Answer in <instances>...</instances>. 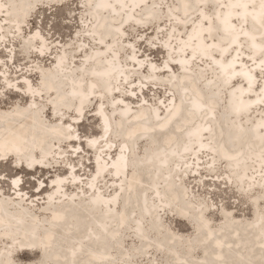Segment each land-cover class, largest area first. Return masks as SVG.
Returning a JSON list of instances; mask_svg holds the SVG:
<instances>
[{"label":"bare ground","instance_id":"6f19581e","mask_svg":"<svg viewBox=\"0 0 264 264\" xmlns=\"http://www.w3.org/2000/svg\"><path fill=\"white\" fill-rule=\"evenodd\" d=\"M174 1H177L174 8L184 14L183 18L170 6H166L161 11L159 5H162V0L152 2L151 0H88V6L81 2V8L88 14L83 21V28H86L88 37H85L83 42L91 39L102 45L97 47L94 44L96 47H90L88 50L80 44L76 47L82 58L78 65L82 70L77 77L79 78L85 73L82 72L84 69H87L89 76V81L83 85L84 88L80 83L84 79L75 80L71 74L63 75V77H67L68 81L71 80L73 85L69 84L65 95L58 94L64 80L57 74L61 70H70L64 66L66 63L64 52L58 53L52 60L54 71L49 74L48 78L41 77L45 75L43 71L36 72L40 75V86L34 87L27 78L26 74L30 70H26V73L17 78L21 80L19 81L20 89L27 102L31 101L35 105V102L42 98V88L44 87L51 90L50 97L55 96V99H59L65 96L62 103L56 101V105L54 104L55 106L52 107L54 112H60V106H65L67 109L72 108L76 112L72 120L80 118L79 122H82L83 112L89 106V96L99 93V97H96L97 107L93 112L101 130L97 136H86L84 141H81L71 126L67 127L68 153L72 156L75 155L76 159L83 156L84 149L81 144L84 143L88 152L94 154L93 171L85 179L79 175L81 170L76 171L75 165L69 163L68 160L64 162V160L63 162L67 165L64 174H55L49 178V186L45 187L48 191L45 193L42 188L44 181L41 182L39 179L34 196H28L21 188L20 178L7 179L6 175L0 173V182L7 180L9 191L13 192L11 197L5 196L7 199L1 194L0 205L8 200L9 202L11 200L21 202V205L15 206L10 211H7L6 207H0V223L2 221L15 223L12 220L15 215L20 218L18 219L20 228H12L9 225L5 227V224L0 228V235L6 237L4 240L7 245L6 254L15 253L16 249L25 252L35 250L39 252V254L35 253L37 257L41 254L40 261H43L46 254L49 253L50 261L55 264L57 260L56 263L59 264L62 259L61 257L54 259V254L62 256V251L65 252L64 247L67 246L66 252L70 254L69 260L73 262L72 264H85L86 260L91 261L90 264H100V260L110 255L111 248L119 243L116 236L119 229L121 227L126 230L132 229L130 221L135 223L133 229L136 232L132 234L136 241H142L143 247L150 245L145 240L150 237L144 234V230H148V227L154 232L153 236H159V241L156 243L158 246H165L175 251L180 240L173 239L171 242L170 239L167 241L166 232H163L165 226L161 215L168 210L173 213L172 216H176L182 221L187 220L192 227H196L191 240L193 242L189 244L190 250L199 244L206 253L209 254L211 250H214L215 258L219 257L217 263L216 259L212 258L205 264H264V248L262 247L264 233L261 240L257 241L255 236L251 235L254 233L253 229H246L240 225L241 227H231L232 233L223 229L220 233L223 234L222 236L218 233L215 236H210L215 231L209 227L206 220L202 218V225L199 221L200 225H195L192 223L195 219H186L183 216L187 210V199L183 195L181 200L180 188L170 179L172 174L175 179L179 176L178 174L187 172L200 174L197 171L198 168L195 167L201 165H204L203 170L206 173L213 174L216 169V160L219 158L223 160L221 163L226 165V168L228 167L224 171L226 176L222 178L216 176L214 179L215 175H213L210 182L233 187L234 183L231 180L233 176L237 180L236 188L242 189L240 194L250 193L253 187L256 188V191H261L260 194L263 193V188H257L253 184L260 185L264 182V150L259 151L264 149V0H193V3H190V0ZM35 3H37L36 0H0V16L8 23L10 33L17 34L21 31V25L26 23L27 18L34 12ZM30 5L32 8L29 7ZM207 8L211 9V13L207 11ZM141 13L145 15V18H140ZM162 13L167 19L161 22ZM106 14H109L108 19L115 22L113 25L107 21ZM88 20L89 24H87ZM1 22L0 20V36H3ZM168 24L169 28L163 35V31H165L163 26L166 27ZM140 26L143 27L140 28ZM131 27H137L144 33L152 30L149 37L143 38V34L137 35L135 42L139 43L143 40L141 43H146V47H149L150 51L153 50L152 48H155L156 51L160 50L164 55L160 63H156L149 55L139 56V51L136 50V45L132 42H128L125 46L127 52L125 64L121 61L118 48L119 40L123 39L125 28ZM109 29L111 30L109 31ZM160 34L163 35L164 40L157 42ZM109 35H112L111 40L106 41L105 38H108ZM38 37L40 41H38ZM153 37L156 39L152 40ZM35 38L37 41H33ZM23 39V42L19 41L21 49H26L33 41L31 46L37 49L38 58H42L50 50L47 43L34 31H31ZM28 40L29 42H27ZM4 42L5 40H0V46ZM8 42L11 43L10 40ZM6 57L9 62H13L11 52H8ZM9 62H2L1 67H6ZM128 65L133 66L134 70L126 71ZM174 67L184 78L183 82L187 83L189 76L194 77L195 80L194 84H190L189 89L181 86V89L178 90L179 101L175 99V94L169 85L163 83V77L168 72L174 73ZM21 70L23 71V69ZM5 73L6 71L0 70L2 75H0V80H4V88L6 86L16 87L14 80L9 81L7 77H4ZM140 73L145 74L143 76L145 81L137 82L138 78L132 80V76ZM259 75L261 76L260 80L257 79ZM197 81H199L198 86L196 85ZM95 82L100 84L101 87L98 88L101 90L94 89L96 88ZM172 82H177V80ZM123 84L129 85L128 88H125L126 95L119 90V85ZM146 84L151 85L148 87L150 92L156 88V91L160 90L164 95L163 99L157 100L156 105L148 104L142 96L143 86H147ZM14 91H17L16 88ZM138 92L141 94V99H137L140 97ZM183 95L190 97L187 104L189 108L186 110L188 115L183 113L186 104ZM206 95H210L208 102L204 101L207 99H205ZM108 98L111 104L110 112H116L112 115L119 119L116 124L113 122L111 126L108 116L103 110L104 99ZM133 99H136L137 104L134 108L131 107L132 103L128 102ZM221 101H223L222 115L216 117V111ZM137 107L136 111L130 112L131 109ZM168 109L170 111H167L165 117L161 119ZM15 112L21 115V111L16 110ZM61 115L62 113L57 114L56 120L60 121L63 116ZM21 117L23 116H18L20 119L15 122L9 111L0 113V119H4V123L0 125V152H2L0 159L8 158V156L9 158L16 157L14 161L18 160V162L14 163V166H20L23 164V161L20 160L26 158L24 167L26 166V170L33 171L36 160L41 164L49 155V148L47 149L46 145L48 142L45 140L46 133L49 131L42 132L44 127L40 122V114L33 111L23 118ZM109 119L111 121V117ZM223 120H225L224 127ZM137 121L138 123L132 130H125L126 125L132 126ZM151 121L152 124L149 123ZM218 122L220 127L216 124ZM212 124L214 125L213 130ZM52 130H54L52 131L54 134L60 132L58 128ZM115 130V133L119 132V137L122 138L118 146L112 139ZM59 138H56V142L63 143L61 142L63 139ZM139 138L148 143L141 153L144 163L140 165L135 162L136 159L132 158L133 165L131 166L127 156L131 157L132 150L129 152L130 147L128 148V146H130L129 143L134 146ZM183 138L184 142L181 141ZM178 141L181 143L179 142V144ZM240 144L242 146L238 148ZM79 150L82 152H78ZM10 152L12 154H9ZM55 153L61 157L63 152L59 153L56 150ZM203 158H205L204 162ZM59 160L57 159V163L60 162ZM195 161L197 163L193 164ZM247 162L251 163V166L247 165ZM130 166L131 170L128 171V175L127 170ZM35 167L39 169V165H35ZM184 167L185 169H183ZM125 174L129 181L125 187H122L121 183ZM107 176H110V181L115 183L114 187H108L111 189L109 194H107L108 189L104 190L107 185L102 184ZM144 177L146 183L148 182L147 184L151 187L149 190L152 191L151 194L154 198L152 202H147V196L144 195V190H141ZM199 177L201 176L194 175L192 178L196 180ZM67 183L72 189V194L84 189L82 192L89 195L87 199L84 198L83 201L80 199L71 201L70 198L62 199L58 194ZM140 191V198L135 199ZM43 194L45 197L42 200L48 204L46 208L53 210L54 208H48L53 204L56 205L53 207L58 210L51 214L50 218L53 220L39 223L35 214H28L25 209H37L39 203H36V200ZM58 197L60 198L58 199ZM123 197L125 201H133L132 205L135 209L126 208L128 204L124 203L123 209L119 211L117 208L120 207ZM60 203V207L57 206ZM170 203L172 209L169 208ZM147 204H150L151 209L147 207ZM201 208V211L205 213L206 208L203 205ZM3 209L4 213L1 212ZM152 210L155 211V215H152ZM136 211L141 212L145 217L146 228L142 225L141 219L134 216ZM128 220L130 221L128 222ZM260 220L261 218L257 217L254 227L264 224V219ZM69 222L70 224H68ZM113 223L116 224L118 231L112 227ZM224 224L227 225L226 220ZM234 224L239 223L233 222L231 226ZM185 225L191 231L190 225ZM64 226H66L65 233L62 231ZM93 226L97 231H93ZM204 226H207L208 229ZM98 232L101 236L97 235ZM21 235H23L21 240L24 241L26 238L29 243L23 242L24 244H22L18 239ZM239 243H248L249 248L246 255L240 254L241 259L237 255ZM158 252L162 254V250H158ZM148 253L149 250L144 255H148ZM4 257L0 255V264L12 263L10 260L4 263ZM203 258L204 256L200 257V259ZM180 259L182 258H177V260ZM126 260L129 261V259ZM44 262L45 264L51 263L47 260ZM174 264H182V262L175 261ZM183 264H189V261L185 260Z\"/></svg>","mask_w":264,"mask_h":264},{"label":"rangeland","instance_id":"374dc122","mask_svg":"<svg viewBox=\"0 0 264 264\" xmlns=\"http://www.w3.org/2000/svg\"><path fill=\"white\" fill-rule=\"evenodd\" d=\"M152 1H156V0H151ZM37 3H35V5L33 6V11L30 10L31 15L27 18L26 23L21 25V31L17 34H13L10 33L9 31V25H7L8 23L2 18V16H0V20L2 21V35L0 36V40L3 41L5 40V42L3 43V45L0 46V70L2 71H6V75L4 76L5 78L7 77V79L9 81L14 80V83L16 82V87H12V86H6L4 88V80H0V113L5 112V111H9V114L11 116V118L16 122L17 120H19L20 118H18V116H26L31 112H36L38 114H40L41 118H40V122L42 123V127L44 133L47 132V130L49 131L48 133H46V141L48 142L47 145V149L49 148V155L48 157L50 158H46L44 160L43 163H38V161L36 160L34 167H33V171H29L26 170V166L24 167L23 164L26 165V158L25 159H21L20 161H23V164H21L20 166H14V163L17 164L18 160L15 162L14 159L16 158H5V159H0V173H2V175H6L7 179L8 178H13V177H18L21 180V188L24 191V193H27L28 196H34V193L37 191V187H38V180L40 179L41 182L44 181L42 188L44 189L45 193L46 191H48L45 187L48 184L49 178L54 176L55 174H64V170L67 167V165H65L64 162H66V160L69 161V163H71L72 165H75L76 168L75 170H81L79 175L81 176L82 179H85L87 176H89L92 171H93V166L92 163L93 161V153L92 152H88V148L86 147V145L84 143L81 144V147L84 149V153L83 156H80L79 158L76 159L75 155H71L70 153H68L69 148H68V136L66 135V133L68 132L67 127L71 126V128L79 135L81 141H84V138L87 136H97L100 132V127L98 124V121L96 120V118L94 117V112L93 110L97 107L96 105V97H99V93H95L93 95L89 96V106L87 109L84 110L83 112V116L81 118L82 122H79V119L76 120H72V118L74 117V113H76L72 108L67 109L65 108V106H60L61 111L60 112H54V110L52 109L53 106L56 105V101L61 102L62 99L65 98V96L61 97V98H57L55 99L53 97H50L49 94L51 93V90H47L44 87L42 88V98H39L36 102L35 105H33L31 103V101L27 102L26 97L23 94V91L20 89V79H17L18 77H20L23 73H26V70H30L27 72V78L29 79V81L31 82V84L34 87H38L40 86V75L36 74V72L38 71H43V73L45 74L44 76H41L43 78L49 76V74H51V72L54 71V65H52V60L55 59L54 57H56V55L58 53L64 52V56L66 57V63L64 64V66H66V68L70 69V70H61L59 72V74H57V76L61 77L64 81L63 84L61 83V88L59 90V93L62 94H66V89L69 88V84L71 83V80H67V77H63V75H72V78L77 80V79H84L83 82L81 83V87H83V85H86V83L89 81L88 78L89 76L87 75V69H84L85 72L83 73L82 76H80L79 78L77 77V75L80 73V71L82 70L81 68H79L80 66H78L80 64L81 61V56L80 54L77 52L76 47L77 45H83L84 49H89L90 47H101L102 45L99 44V42L94 41L89 39L88 41H85V43L83 42L85 37H88V34L86 32V28H83V21H85L87 12H85L84 9L81 8V2H83L86 6H88V0H36ZM162 5H159L161 8V11L163 8H165L166 6H170L172 8V10L178 14H180V17L183 18L184 14H182L181 12H179L176 8H174L175 5H177V1L174 0H162ZM193 3V0H190V3ZM39 4V5H38ZM54 6V7H52ZM30 8H32V5L29 6ZM29 10V9H28ZM207 11H210L211 13V9L207 8ZM30 14V13H29ZM109 14H106L105 17H107ZM137 15V13H136ZM140 18H145V15H143V13L140 14ZM82 18V19H81ZM167 17H165V15L162 13V20H160L161 22L166 20ZM107 21L110 22V25H113L115 22L111 19H108L107 17ZM89 20L87 21V24H89ZM143 26H140V28ZM124 28V27H123ZM165 31H163V35H165L166 30L169 28V24L168 26L164 27ZM111 29H109L110 31ZM31 31H34L36 33L39 34V36L47 43V45L49 46L50 50H48V52L46 54H44V56H42V58H38V51L36 48H34V46L32 47L31 44L33 43V41H37V38H35L33 41H31V43L29 44V47H27L26 49H21L22 47H20L19 45V41L23 42V37H27ZM151 31H147V32H143L141 29L137 28V27H131V28H125L124 31V35H123V39L119 40V55L121 57V61L124 62L125 64V60H126V56H127V52L125 50V46L127 45L128 42H132L134 45H136V50L139 51V56L142 55H149L150 58H152L156 63H160L162 61L163 58V53L160 50H157L155 48H152L153 50L150 51L149 47H146L147 44L144 43L142 44L141 42L143 40H139L140 42H135V40L137 39V35H142L143 34V38L149 37ZM184 32V31H183ZM182 32V33H183ZM163 35L160 34L158 35V41L164 40ZM111 36L109 35L108 38H105L106 41L111 40ZM156 39V37H153V39ZM3 39V40H2ZM80 39V42H79ZM8 40L11 41V43L8 42ZM127 40V41H125ZM38 41H40L39 37H38ZM118 41V40H116ZM29 42V40L27 41ZM117 43V42H116ZM94 44H96L94 46ZM123 46V47H122ZM117 47V46H116ZM157 48V47H156ZM23 52H22V51ZM121 51V54H120ZM8 52H11V58L13 60V62H9V60H7L8 56ZM52 53V54H51ZM8 61V65L6 67H1L2 62ZM64 62V60H63ZM128 63V62H126ZM34 66V69L31 67ZM53 66V67H52ZM23 69V71L21 70ZM80 69V70H79ZM174 73L172 72H168L167 75H165L163 77V83L166 85H169V87L173 90L174 94H175V99H177L179 101V89H181V86H185L189 89L190 84H194L195 80L194 77L189 76V78L187 79V83L183 82V77L181 76L180 72H178V70L174 67ZM196 69V68H195ZM133 71L134 67L133 66H126V71ZM81 72V73H82ZM56 74V73H55ZM1 75V74H0ZM2 76V75H1ZM145 74L140 73L137 74L135 76H132L133 79H137L138 81H143ZM168 76V77H167ZM77 77V78H76ZM17 79V81H16ZM179 79V80H178ZM257 79H261V76L259 75ZM173 80H177V82H172ZM193 80V81H192ZM145 81V80H144ZM98 82H95V87L94 89L101 90L100 84H97ZM73 85V82L71 83ZM147 85V84H146ZM196 85H199V81H197ZM151 85H147V86H143V97L147 100L148 104L151 105H156L157 100L158 99H163V93L160 90L156 91V88H153V91H149L150 88H148ZM173 86V87H172ZM128 88L129 85H119V90L122 91L125 94V88ZM14 88H16L17 91H14ZM84 88V87H83ZM145 88V89H144ZM50 91V92H49ZM115 91H118L117 89H115ZM182 92V91H181ZM45 93V94H44ZM113 93V92H112ZM112 93L110 95V97L112 96ZM139 93V92H138ZM137 93V94H138ZM184 94V93H183ZM126 95V94H125ZM140 97H138L137 99H141V94H138ZM92 96V98H91ZM210 96V95H209ZM209 96L206 95L204 101H209ZM109 97V98H110ZM184 101H185V105H184V109L185 111H183V113L185 115H188L189 113H187V109L188 107V103L190 101V97L189 96H184ZM53 98V100H52ZM109 98L108 99H104V104H103V110L105 111L106 115L108 116V120L110 123V126L113 122H116L119 120L116 117H113V112L111 113V108H110V102H109ZM51 99V100H50ZM92 99V100H91ZM52 104H51V103ZM130 103H132L131 107H135L137 106L136 104V99L128 101ZM222 102H220L219 107L217 108L216 117H220L222 115ZM62 103V102H61ZM71 103V102H70ZM51 104V106H49ZM55 104V105H54ZM65 104V103H64ZM143 105V104H142ZM187 105V106H186ZM157 107L158 104H157ZM63 109V110H62ZM138 109H131L130 112H134ZM183 109V108H182ZM21 111V115L16 113L15 111ZM167 111H170L169 109L166 110V112H164V115L161 117V119H163L167 113ZM160 112L162 113V110L160 109ZM60 113H62V118L60 121L56 120L57 114L59 115ZM97 113V112H96ZM118 113V112H117ZM56 116V117H55ZM21 117V118H23ZM109 117H111V121L109 119ZM133 119V118H132ZM138 120V119H137ZM4 123V119H0V125ZM74 125H71V124ZM138 123V121L136 123H134V125L132 126H125V130L126 131H130L133 129V127H135V125ZM150 124H152V121L149 122ZM218 127H220L219 122L216 123ZM245 125V124H244ZM247 125V124H246ZM225 126V120H223V127ZM212 130L214 125L212 124ZM54 128H58L60 132H58L57 134H54L52 131V129ZM176 131V130H175ZM184 131V130H183ZM181 131V132H183ZM116 130L113 132V140H114V144L116 146L119 145L120 140L122 139L121 137H119V132H117V134L115 133ZM61 133V134H60ZM115 135H117L118 137H116ZM60 137L61 139H63V143L60 142H56V138ZM59 138V139H60ZM119 138V139H118ZM180 139V138H179ZM116 140V141H115ZM124 140V138H123ZM127 141V139H125ZM182 142H184V138L181 139ZM181 141H178V143ZM57 143V145H55ZM161 143V141H160ZM179 143V144H180ZM130 146H128L129 152L130 150H132L130 152V156L128 157V163H130V165H133V159H136V163H139L140 165H142L144 162L141 153L142 150L146 147V145H148L147 142H145V140H141V138H139V140L137 142H135L134 146H132L131 143H129ZM242 145H238V148L241 147ZM215 147L217 148V146L215 145ZM58 150L59 153H62V156L59 157L60 155H58V153H55V151ZM264 149H260L259 151H263ZM78 152H82L81 150H79ZM2 153V152H0ZM9 154H12V152H10ZM114 155V152L112 153V156ZM242 155V154H241ZM240 155V156H241ZM55 157V158H54ZM59 157V158H58ZM55 159V160H54ZM57 159H60L57 163ZM65 160V161H64ZM205 158H203V162H204ZM64 161V162H63ZM217 164L216 169H214L213 174H208L206 173L203 168L204 165H201L200 167H195L196 169L198 168V172H200V174L195 173H183V174H178L179 176H177V178L175 179L173 174L171 175L170 179L173 182V184L176 183V185H178L177 187L180 188V192H179V196L181 197H186L185 199H187L186 201V211L183 214V216L186 219H195L193 220L192 223H194L195 225H200L201 219L203 218L204 220H206L208 222L209 227L215 231L213 234H211L210 236H215L216 233L220 234L221 230L225 229L228 230V233H232L231 227H239L240 225L246 229H253L254 233H252L251 235L255 236L256 240H261L262 234L264 233V224L260 227H254V225H256L255 221L257 219V217H260L261 220L264 219V182H262L260 185L259 184H253V186H257L260 188H263V193L260 194L261 191H256V188H252L250 193H244V194H240L242 191V189H237L236 188V179L232 176L231 180L234 183L233 187L229 186L227 187V185L224 184H220V183H216L213 184L212 182H210L209 180L212 179V176L215 175L214 179H216V176H220L225 177L226 175L224 174V171L228 168H226V165L222 164L221 162L223 160L221 159H217L216 160ZM180 162V160H179ZM197 162L195 161L193 164H196ZM248 163V162H247ZM192 164V166H194ZM35 165H39V169H37V167H35ZM247 165L251 166V163H248ZM81 166V167H79ZM131 166L129 167V169L127 170V174L129 175V172L131 170ZM37 169V171H35ZM185 169V167L183 168ZM230 169V168H229ZM51 172H48L50 171ZM123 177V182L121 183L122 187H125L128 184L129 179L126 178V175ZM194 175H198L201 176L199 178H197L196 180H194L192 177ZM165 177V176H164ZM106 178V177H105ZM110 176H107V178L105 179V181L102 184L107 185V188H105L104 190L108 189V193L111 191V189H109L108 187H114L115 183L110 181ZM166 178V177H165ZM143 182H142V187L141 190H144V195L147 196V202H152L154 201L153 199V195L151 194L152 191H150L149 189L151 187H149V185L146 183L145 177L142 178ZM160 181H162L160 179ZM159 181V182H160ZM245 181V180H244ZM258 182V181H257ZM101 183V182H100ZM148 185V186H147ZM196 185V186H195ZM144 186V187H143ZM146 187V188H145ZM36 188V189H35ZM64 189V190H63ZM61 193H59L58 195H61L62 199H66V198H70V200L72 201L73 199H80V200H84V198L87 199V197L89 195H86L84 192H82V190L84 191V189H80L79 191H77V193H71L72 189L69 188V184L67 183L65 188H63ZM12 191H9V184L7 180H2L0 182V195L4 198H6L5 196L7 195L8 197H11L12 195ZM248 194V195H247ZM184 195V196H183ZM141 196V191L137 193L136 198L138 199ZM43 197H45V195H41L39 196V199L36 200V203H39V205L36 208H32V209H25L26 212L29 213H34L36 218L38 219L39 223H43V222H48L51 221L53 219L50 218L51 214L53 213V211H57L58 209H55L56 205H50L48 208H54L53 210H48L46 208V206H48V204H45L44 201L42 200ZM15 198V197H13ZM60 197H58L59 199ZM7 199V198H6ZM124 200V201H123ZM61 201V200H60ZM25 202V201H24ZM120 207H118L117 209L122 210L123 209V204H128L126 205L130 208H133V201H125L124 197L121 199L120 201ZM127 202V203H126ZM178 204V203H177ZM21 205V202L19 201H14L11 200L9 202V200L5 203H2L0 205V207H6L7 211H10V209L13 210V208L15 206H19ZM61 203L57 206L60 207ZM171 203H170V207L171 208ZM203 205V207L206 208L205 213L204 211L202 212V208L201 206ZM43 206V208H42ZM199 206V207H198ZM147 207L149 209H151L150 204H147ZM125 208V207H124ZM201 208V209H200ZM135 209V208H133ZM172 209V208H171ZM200 209V210H199ZM198 210V211H197ZM4 209L3 211H1L2 213H4ZM34 211V212H33ZM197 211V212H196ZM152 215H155V211L152 210ZM175 213V211H174ZM23 214V212H22ZM173 213H171L170 211H166L164 214L161 215V219L164 222V226L165 229L163 232H166V237H167V241L168 240H172L171 242H173V239H177L178 241L180 240V244L178 245V247L175 249V251L169 249L168 247L165 246H158L156 243H158L159 241V236L155 237L152 235V233H154L151 228H148V230H144V234H146V236H149L150 239H145L146 242H149L150 245L148 247H143V243L142 241H136V239L134 238V233L136 232L133 227H134V222L128 220V222L130 221V224H132V229H124V227H121L119 229V231L117 230L118 228H116V224H112V227L115 228V230H117V239L119 240V243L116 244L114 247L111 248V253L110 255L102 258L100 260V264H174L175 261L178 262H182V264L185 262V260L189 261V264L194 263V264H205L207 261L211 260L212 258L216 259V263L219 260V257L215 258L214 255V250H211V253H206L204 251V248L202 246H200L199 244H197V246H195V248L193 250H190V243L193 242L191 241L193 238V233H194V229H196V227H192L190 225V222H187V220L182 221L179 218H177L176 216H172ZM141 219V223L142 225L146 228V219L145 217H143V215L141 214V212L136 211L135 215ZM21 217V216H20ZM19 216L15 215L12 220L15 221V223L13 222L12 224L6 221H2L0 223V228L4 226V224L6 225L5 227H7V225L11 226L12 228H20L19 225ZM198 219V220H197ZM223 219V220H222ZM227 221V225L224 224V221ZM260 220V221H261ZM197 221V222H196ZM198 221L200 222V224L198 223ZM127 222V223H128ZM239 223V224H234L231 226V223ZM189 224L191 227V231L188 230V227L185 224ZM70 224V222L68 223ZM163 225V224H162ZM202 225V224H201ZM240 226V227H241ZM68 227V226H67ZM70 227V226H69ZM68 227V228H69ZM159 227V226H158ZM205 227V226H204ZM223 227V228H222ZM262 227V228H261ZM93 231H97L96 228L93 226ZM129 228V226H128ZM206 229L207 226L205 227ZM219 228H221L220 230H218ZM261 228V229H260ZM160 229V228H159ZM260 229V230H259ZM243 230V229H242ZM19 231H21L19 229ZM63 233H65L66 231V226H64L62 228ZM152 231V232H151ZM133 233V234H132ZM97 235L101 236L100 232L97 233ZM223 235V234H222ZM220 234V236H222ZM21 237H23V235L19 236V240L22 242V244H24L25 242L27 243L28 240H21ZM91 237V235H90ZM174 237V238H173ZM217 237V236H216ZM157 238V240H156ZM6 239L5 236L0 235V255L5 256L4 263H7L8 260H10V263L12 261L11 264H45V260H47L48 262H51L49 257L50 254H46V257L43 259V261H40L41 258V254L40 256L37 257V254H39V252H25V251H21L19 249H16V252L11 254H6V250H7V245L6 243H4V240ZM215 239V237H214ZM177 241V242H178ZM24 242V243H23ZM29 243V242H28ZM179 243V242H178ZM194 244V243H193ZM243 244V245H240ZM142 245V246H141ZM187 245V246H186ZM184 246H186L184 248ZM232 246V245H231ZM228 247V246H227ZM262 247L264 248V243L262 244ZM17 248H19V246H17ZM24 248V247H23ZM22 248V249H23ZM64 251H62V256H56L54 253V259H57V257H61L62 261L59 264H72L73 262H70V254L67 253V246L64 247ZM137 248V249H136ZM242 248V249H241ZM188 249V250H186ZM203 249V250H202ZM239 253L238 258L241 259L240 254L246 255V252H248L249 248H248V243H239ZM70 250V249H69ZM68 250V251H69ZM147 250H149L148 255H144V253H147ZM158 250H162V254H160L158 252ZM201 250H202V254H201ZM58 253V252H55ZM77 255V254H76ZM9 256V257H7ZM167 256V257H166ZM201 256H204L203 259H200ZM76 257V256H75ZM74 257V258H75ZM182 258L180 260H177V258ZM42 259V258H41ZM126 259H129L126 260ZM252 259V258H251ZM126 260V261H125ZM57 260L55 261V264ZM91 261L86 260L85 264H90ZM50 264H53L52 262ZM93 264V263H92Z\"/></svg>","mask_w":264,"mask_h":264}]
</instances>
